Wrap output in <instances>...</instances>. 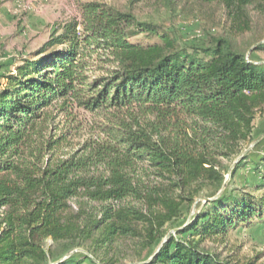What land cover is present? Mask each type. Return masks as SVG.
Returning <instances> with one entry per match:
<instances>
[{
  "label": "trees",
  "instance_id": "1",
  "mask_svg": "<svg viewBox=\"0 0 264 264\" xmlns=\"http://www.w3.org/2000/svg\"><path fill=\"white\" fill-rule=\"evenodd\" d=\"M162 1L220 4L244 29L256 4ZM81 11L0 86V264H119L126 248L134 264H231L206 244L264 226V140L222 192L258 139L264 44L190 45L103 3Z\"/></svg>",
  "mask_w": 264,
  "mask_h": 264
},
{
  "label": "rangeland",
  "instance_id": "2",
  "mask_svg": "<svg viewBox=\"0 0 264 264\" xmlns=\"http://www.w3.org/2000/svg\"><path fill=\"white\" fill-rule=\"evenodd\" d=\"M90 2L103 3L121 12L131 13L140 22L156 24L176 33L184 43L190 45L201 43L209 35L230 38L240 50L246 52L253 44H264V0H255V6L247 9L248 29L230 20L220 4L204 6L196 2H180L171 11L162 0L142 3L133 0H0V86L5 87L3 77L14 73L17 65L44 47L63 22L71 19L83 21L81 6ZM135 41L143 42L146 39L140 37ZM252 50L253 47L248 54ZM253 59L264 63V52L254 54ZM261 114L255 122L258 138L264 135V111ZM77 118L82 125L93 122L83 113ZM263 154L264 144L252 157L258 160ZM261 181V175L248 166L242 170L236 183L251 189ZM206 245L231 264H264V226L242 228L226 239H214ZM133 255V251L126 248L120 255L119 264H134Z\"/></svg>",
  "mask_w": 264,
  "mask_h": 264
},
{
  "label": "water",
  "instance_id": "3",
  "mask_svg": "<svg viewBox=\"0 0 264 264\" xmlns=\"http://www.w3.org/2000/svg\"><path fill=\"white\" fill-rule=\"evenodd\" d=\"M258 45H256L255 47H257ZM254 47V48H255ZM253 48V49H254ZM263 137H264V135H262L261 137H259L258 139H256V141H254L253 143H252V145L247 149V151H245L244 153H243V155H241L238 159H237V161L233 164V166L231 167V169H230V173H229V175L227 176V181H226V183H225V185H224V187H223V190H222V192L225 190V188H226V185H227V183L230 181V178H231V173H232V171L235 169V167H236V165L244 158V156L247 154V153H249L250 151H252L260 142H261V140L263 139ZM204 202H207V201H209V199H204L203 200ZM176 231H174V233H175ZM150 260H152V259H150ZM149 260V261H150Z\"/></svg>",
  "mask_w": 264,
  "mask_h": 264
}]
</instances>
